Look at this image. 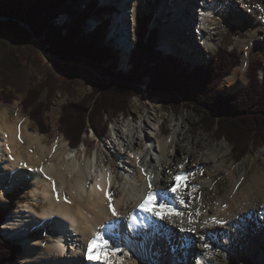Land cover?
I'll return each mask as SVG.
<instances>
[{"label":"bare ground","instance_id":"bare-ground-1","mask_svg":"<svg viewBox=\"0 0 264 264\" xmlns=\"http://www.w3.org/2000/svg\"><path fill=\"white\" fill-rule=\"evenodd\" d=\"M240 1L245 5L244 11L250 13L252 1L162 0L159 18L167 16L169 12L175 14L172 27L164 35L176 34L190 58L199 60L212 55L217 37L222 34L220 22L216 19L231 8H236ZM129 4L132 13L145 11L141 0H131ZM203 4H207L205 9L202 8ZM263 10L264 7H260L252 13L259 25H262L259 13ZM126 11L123 9L125 14L114 24L113 29L118 36H114L112 41L118 47L130 49L135 37L133 28L130 29L132 21L128 20ZM188 16L192 17L194 27H188ZM250 18L253 17L250 15ZM134 24L135 20L133 27ZM127 41L131 43L127 44ZM249 49L242 64L226 79L227 84L224 82L232 92L241 88L246 81ZM128 58L129 55H123L124 65ZM152 116V122H155L158 112L155 110ZM141 123L144 128L129 125L127 136L120 127L115 126L116 141L120 139L123 142V149L115 155H124L123 162L128 164L130 175L135 174L138 193H127L125 198L121 196L120 199L116 189L118 182L109 173L115 174L110 162L103 165L97 157L94 160L87 158L86 149L82 153L84 160L77 158L78 153L70 150L68 141L62 136L49 146L45 135L31 131L29 118L18 117L14 120L9 107L0 109V208L10 206L9 195L15 194L22 185L30 188L33 202L13 209L3 226L8 239L18 238L21 241L23 253L19 260L22 264H105L109 257L117 264L120 261L123 264H143L150 261L149 253L157 250V242L165 249V239L178 251L175 257L172 255V264H224L228 251L240 253L247 248L255 250L264 243V173L251 175L252 165L246 162L243 169H231L229 176L233 183L230 192L219 196L212 204L210 187L203 190L201 184L188 183L196 178L203 179L207 166L212 169V175L228 171L227 143L211 146L208 152H214L213 157L211 153L203 152L208 147L205 145L206 136L196 132L192 121L189 129L186 130L183 121L167 137H162L157 129L149 133L153 123L142 120ZM161 131H164L163 127ZM186 135H191L189 139L192 140L184 141ZM154 141V150L161 165L157 166L152 156L151 162L155 168L161 167L162 172L160 180L155 182V189H149L145 167L149 164L147 156L150 154L149 148L144 153V147L153 145ZM115 151L118 152L116 148ZM176 176L185 177L187 184L173 193L171 188ZM97 184L104 191L98 190ZM147 191H155V202L166 205V213L171 209L179 215L166 214L162 219L143 211L139 207L144 201L140 195L143 197ZM105 192L111 194L112 204L118 213L115 217L108 208ZM192 213V218L187 221ZM133 216L135 220H132ZM124 219L136 222L138 229L131 238L119 237ZM47 226H52L59 233L57 241L50 245H44L30 235L45 230ZM139 229L142 233L138 232ZM165 230L171 232V238H167ZM246 230L252 232L255 242L248 247L242 245ZM135 235L141 240H135ZM154 235L157 242L152 239ZM104 241L108 242L106 247ZM117 248L121 251H116ZM166 255L164 253V259Z\"/></svg>","mask_w":264,"mask_h":264},{"label":"trees","instance_id":"trees-1","mask_svg":"<svg viewBox=\"0 0 264 264\" xmlns=\"http://www.w3.org/2000/svg\"><path fill=\"white\" fill-rule=\"evenodd\" d=\"M111 11L98 8V0H34L30 5L27 0H0V39L28 46L35 40L57 60L41 89H26L21 65L17 64L12 71L8 69L0 79L2 101L12 103L13 95L5 92L10 87L26 93L23 111L36 124L38 132L49 134L44 114L51 109L59 77L72 87L78 79L60 63L81 61L100 69L101 75L94 84L93 95L62 108L59 129L73 148H79L84 135L91 132L105 138L110 119L130 115L133 98L145 95L192 111L200 118L204 132L231 146L237 163L253 150L264 148V75L261 74L264 57L249 64L247 86L233 95H224L222 83L241 65L238 49L222 47L205 65L187 64L177 56H166L158 50L160 31L150 29L151 22L145 16L137 21L132 68L123 72L113 50L106 45L108 22L104 16ZM62 13L70 21L58 26L56 20ZM94 16L101 23L91 30L87 22ZM45 89H48L49 101L39 103ZM8 213L7 209H0V264H19L22 247L1 236V225ZM235 264L254 263L247 258Z\"/></svg>","mask_w":264,"mask_h":264},{"label":"rangeland","instance_id":"rangeland-1","mask_svg":"<svg viewBox=\"0 0 264 264\" xmlns=\"http://www.w3.org/2000/svg\"><path fill=\"white\" fill-rule=\"evenodd\" d=\"M131 1V0H130ZM143 6H145V11H136L135 15L137 20L147 16L151 22L150 29L157 28L161 32L160 38V50H165L164 55L166 56H177L182 59L187 64H192L193 66H202L209 63L212 58L217 54L218 49L222 47H227L230 50L238 49L241 58L246 55L247 48L248 50V59L249 64L256 60L259 57H264V10L261 11V22L262 25H259L258 21L252 14L256 9L260 7H264V0H244L246 3L253 2L250 13H246L245 5L242 4L243 1H240V4L236 8H231L226 13H222L220 18L218 17L216 20L220 22L221 26V35L217 37V42L213 46L212 55H207L206 57L198 58H190L187 55V52L183 50L184 44H182L176 34L169 33L168 36H165V31L171 28L173 23L172 20L175 14L172 12L169 17L164 16L163 18H159L158 10L161 6L162 0H141ZM34 2V0H27V4L30 5ZM207 4H203V9H205ZM130 8V7H129ZM196 11L198 10L197 7ZM248 10V9H246ZM119 15V13H118ZM251 17L253 18H250ZM186 23L188 27L191 28L195 25L193 24L192 17H187ZM93 20H96L97 23L100 20L97 19V16L93 17ZM132 25H130V29L133 28V19L131 18ZM159 22V23H157ZM23 26V25H22ZM25 28H28L24 26ZM138 24L135 25L134 35L137 34ZM182 28V27H181ZM175 30V29H174ZM176 32L178 31L175 30ZM174 31V32H175ZM135 37V36H134ZM244 43V44H242ZM163 44H165L163 46ZM182 44V45H181ZM106 45L110 50H113L115 57L117 58V62L119 64V69L127 71L126 65L123 64V54H121L115 47L118 46L113 41L109 42V39L106 40ZM126 55V54H125ZM128 56V54H127ZM205 58V59H204ZM129 59V58H128ZM57 60L46 53L45 50L37 44L35 40L31 41V45H23L12 42H5L0 39V79L3 73L9 70H13L15 66L21 65V70L25 75V86L26 89H41L43 84L48 82V79L51 76V71L53 67V63ZM128 63V60H127ZM64 69L70 71L78 76L76 84L74 87L68 84L66 80H63L59 77V83L55 85V95L52 101V106L49 111H46L44 114V119L48 127L50 128V133L45 134L47 137V144L51 146L53 141L56 138L64 137L60 132V119L62 117V108L63 106L70 103H79L83 101L85 98L93 95V87L94 84L99 80L101 75V70L97 68H92L88 66V64L81 61H69V62H61L60 63ZM242 64V61H241ZM249 66V65H248ZM235 71V70H234ZM233 71V73H234ZM261 74L264 75V68L261 71ZM248 71L246 74V81L242 84L240 89L244 88L248 84ZM229 78V77H228ZM227 79V78H226ZM225 79V81H226ZM224 81V82H225ZM224 82L221 85V89L224 95H233L235 92L230 90V86L225 85ZM148 83V81H147ZM226 83V82H225ZM227 84V83H226ZM54 88V87H53ZM4 91V90H3ZM7 94L13 95V101L11 104H5L0 98V109L7 106L9 107L11 118L16 120L18 117L20 118H29L28 115L23 111L22 102L26 98V93H19L15 87H10L7 91ZM2 90H0V94ZM48 99V89H45L42 93V96L39 100V103L42 102L47 104ZM155 110L158 112V117L155 122H152ZM30 119V118H29ZM142 121L150 122L152 124V129L149 130V133H153V129H160L163 127L164 131L159 130V133L162 134V137H167L170 134H173L175 131V126H179L183 121L185 122L186 130L190 127V122L194 123V128L196 132H199L206 137L205 145L207 148L203 149L204 153L208 152L211 146H217L220 142H226L225 140L217 141L215 136L212 133H206L201 128V120L200 118L194 114L192 111L185 110L181 106H169L168 104H163L158 100H151L147 95L143 97H135L131 102V114L128 116H120L118 119H110L111 123H109L108 133L105 138L97 137L93 132L88 135H84L83 144L78 148L77 158H81L84 160V156L82 158V153L86 149L87 158H93L97 155V158L103 163V165L108 162L111 163L112 168H114L115 176L118 184L116 185V189L118 192V197L122 198L126 197V194L137 195L136 191V183L134 181L135 174L130 175V168L128 164L123 162V157L118 156L115 153H119L123 149V142L117 139V134L115 131V126L120 127L125 135L128 134V126H135L136 128H140L141 126L144 128V124ZM109 121V122H110ZM157 125V126H156ZM32 132H38V127L34 122L30 120V126ZM164 132V133H163ZM40 133V132H39ZM142 137V135H140ZM191 135L184 136V141L192 140L189 139ZM227 143V142H226ZM116 145V147L114 146ZM156 142H153V145H147L144 147V153L148 152L150 156H147L149 164L145 167L148 171V176L152 177L151 185L152 189H155V182L159 181L161 178L162 168H155V165L151 162V156L154 160V163L157 166H160L159 156H157L154 146ZM228 145V155L229 161L228 171L225 173H215L211 174L212 169L207 166L203 179H193L188 183V185H192L193 183L196 185H202L206 190L207 187L211 189L210 199L212 204L215 203L219 196L224 195L225 193H229L231 189V185L233 183V179L229 176V171L231 169L242 167L245 168L246 164L252 165L251 175L254 173H264V148L259 150H253L250 155H248L243 161L237 163L233 157V153L231 150V146ZM86 147V148H85ZM70 148V145H69ZM115 148L118 152L115 151ZM73 150V149H70ZM75 152V151H74ZM73 152V154H74ZM125 152V151H124ZM77 153V151H76ZM214 152L211 155L214 157ZM244 165V166H243ZM232 167V168H231ZM249 170V169H248ZM149 185V180H148ZM149 187V186H148ZM30 188L22 185L19 190L15 191V194L9 195L10 206L7 208L1 207L3 209H7L9 214L13 211V209H17L26 203H33ZM148 191L143 196V200L148 195ZM155 193V191L153 192ZM140 194V193H139ZM203 194V191L201 192ZM142 198V195H140ZM25 197V198H24ZM191 217L186 219L190 220L193 216V213L190 214ZM59 233L53 229L52 226H47L45 230H41L37 232L33 237L37 240H40L44 245H50L52 242H56L59 238ZM260 235V234H259ZM261 237L263 236L260 235ZM166 240V251H170L173 249L170 243H167ZM242 245L248 247L251 242H254V238L252 236V232L246 230V239L243 240ZM17 244H22L21 241H17ZM250 258L254 264H264V243L259 245L255 250H249L248 248L245 251H241L240 253L235 250L228 251V258L225 259L224 264H235L240 263L242 260ZM20 259V256H19ZM166 259V258H165ZM20 261V260H19ZM21 262V261H20ZM172 261H169L167 264H171ZM184 264H188L184 262Z\"/></svg>","mask_w":264,"mask_h":264},{"label":"snow or ice","instance_id":"snow-or-ice-1","mask_svg":"<svg viewBox=\"0 0 264 264\" xmlns=\"http://www.w3.org/2000/svg\"><path fill=\"white\" fill-rule=\"evenodd\" d=\"M183 167V166H181ZM143 171V170H142ZM145 175H147V173H145ZM151 179L152 177H148L149 180V189H151L152 185H151ZM175 183L173 185V187L171 188V191L173 193H177L181 187H186L187 181L186 178L183 176H176L175 178ZM109 183H110V178H109ZM97 189L100 191H104V189L101 188V186L99 184H97ZM105 196L108 199L109 203H108V208L109 210L112 212V215L115 217L118 215L114 205L112 204V198H111V194L109 192H105ZM139 207L145 211V212H149L152 213L155 216H158L160 218H164V216L167 215H179V213H175L173 210L168 209L167 213L164 211L166 209V205L164 204H159L157 205L155 202V195L153 192L149 191L148 195L146 196V198L144 199V201L139 205ZM157 208L159 210H157ZM136 218L133 216L132 220H135ZM182 231L184 229H181ZM102 239V238H101ZM107 241H104V245L105 247L107 246ZM116 251H121L120 249H116ZM115 253H112V255H114ZM91 258V257H90ZM105 264H117L116 261L111 260V258H106L105 260ZM119 264H123V261H120Z\"/></svg>","mask_w":264,"mask_h":264},{"label":"built area","instance_id":"built-area-1","mask_svg":"<svg viewBox=\"0 0 264 264\" xmlns=\"http://www.w3.org/2000/svg\"><path fill=\"white\" fill-rule=\"evenodd\" d=\"M70 21V18L67 14L60 15L59 18L56 20V25L64 26L66 23Z\"/></svg>","mask_w":264,"mask_h":264},{"label":"water","instance_id":"water-1","mask_svg":"<svg viewBox=\"0 0 264 264\" xmlns=\"http://www.w3.org/2000/svg\"><path fill=\"white\" fill-rule=\"evenodd\" d=\"M236 69H237V68H236ZM236 69H235V70H236Z\"/></svg>","mask_w":264,"mask_h":264}]
</instances>
